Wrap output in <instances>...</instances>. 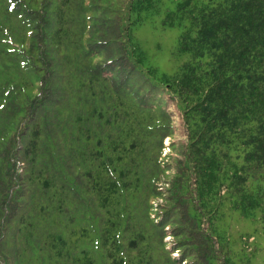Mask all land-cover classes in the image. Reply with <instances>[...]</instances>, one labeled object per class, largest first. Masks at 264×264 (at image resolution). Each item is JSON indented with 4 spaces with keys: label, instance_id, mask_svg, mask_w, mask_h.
I'll return each instance as SVG.
<instances>
[{
    "label": "trees",
    "instance_id": "trees-1",
    "mask_svg": "<svg viewBox=\"0 0 264 264\" xmlns=\"http://www.w3.org/2000/svg\"><path fill=\"white\" fill-rule=\"evenodd\" d=\"M162 1L0 0V264H243L225 228L264 224V0L176 2L173 76L133 32Z\"/></svg>",
    "mask_w": 264,
    "mask_h": 264
},
{
    "label": "rangeland",
    "instance_id": "rangeland-1",
    "mask_svg": "<svg viewBox=\"0 0 264 264\" xmlns=\"http://www.w3.org/2000/svg\"><path fill=\"white\" fill-rule=\"evenodd\" d=\"M178 1L163 0L160 13L145 15L142 23L133 29L134 37L146 55L147 65L157 69L161 75L173 76L183 64L191 60L188 54H181L178 50V42L183 28L164 24L165 12L173 9ZM0 9L3 10V7L0 6ZM0 74H4L1 73V69ZM7 85L8 83L6 87ZM3 88L4 84L0 80V108L5 101L2 94ZM246 221L229 220V227L226 226L225 230L236 242L243 264H264V224L260 223L258 218L254 221ZM167 241L171 242L172 240L167 239Z\"/></svg>",
    "mask_w": 264,
    "mask_h": 264
}]
</instances>
